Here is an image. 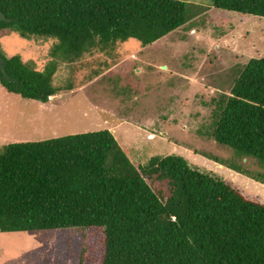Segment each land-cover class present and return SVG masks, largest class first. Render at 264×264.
I'll return each instance as SVG.
<instances>
[{
	"label": "trees",
	"instance_id": "16d2710c",
	"mask_svg": "<svg viewBox=\"0 0 264 264\" xmlns=\"http://www.w3.org/2000/svg\"><path fill=\"white\" fill-rule=\"evenodd\" d=\"M213 5L264 17V0ZM189 19L181 0H0V31L57 39L45 69L0 48V84L48 103L58 61L130 38L149 45ZM212 136L264 167V56L216 100ZM67 227L103 228L97 264H264V203L180 154L136 166L109 129L0 146V232Z\"/></svg>",
	"mask_w": 264,
	"mask_h": 264
},
{
	"label": "rangeland",
	"instance_id": "374dc122",
	"mask_svg": "<svg viewBox=\"0 0 264 264\" xmlns=\"http://www.w3.org/2000/svg\"><path fill=\"white\" fill-rule=\"evenodd\" d=\"M181 1L188 22L152 44L130 38L76 63L58 61L53 84L60 90L49 103L0 84V146L109 129L136 166L150 156L180 154L264 203L258 159L212 136L216 100L252 57L264 56V17L219 9L213 0ZM56 43L0 31L6 55L21 54L39 69L52 62ZM103 254L99 227L0 232V264H97Z\"/></svg>",
	"mask_w": 264,
	"mask_h": 264
},
{
	"label": "crops",
	"instance_id": "0c3cea01",
	"mask_svg": "<svg viewBox=\"0 0 264 264\" xmlns=\"http://www.w3.org/2000/svg\"><path fill=\"white\" fill-rule=\"evenodd\" d=\"M72 91H73V93H74V92H75V89H73ZM55 96H56V94H55L54 96H52V98L55 97ZM51 100H52V99H51ZM48 103H49V102H48ZM112 133H113V132H112Z\"/></svg>",
	"mask_w": 264,
	"mask_h": 264
},
{
	"label": "clouds",
	"instance_id": "9594fccd",
	"mask_svg": "<svg viewBox=\"0 0 264 264\" xmlns=\"http://www.w3.org/2000/svg\"><path fill=\"white\" fill-rule=\"evenodd\" d=\"M51 99H53V98L51 97Z\"/></svg>",
	"mask_w": 264,
	"mask_h": 264
}]
</instances>
